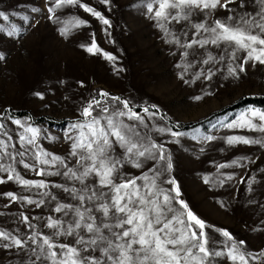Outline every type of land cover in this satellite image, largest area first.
I'll list each match as a JSON object with an SVG mask.
<instances>
[{
  "label": "rangeland",
  "instance_id": "1",
  "mask_svg": "<svg viewBox=\"0 0 264 264\" xmlns=\"http://www.w3.org/2000/svg\"><path fill=\"white\" fill-rule=\"evenodd\" d=\"M80 3L99 11L109 24L105 25L77 5L57 9L53 19H49L52 14L47 8L53 0H0V11L9 17L8 20L0 18V56L3 57L0 59V124H3L0 142L6 145L0 147V166L9 169L0 171L3 181L0 182V231L26 242L23 248H17L11 239L0 238V264H32L35 257L31 249L42 243L44 235L56 245L74 244L75 236L53 235L55 231H63L74 218L73 213L65 216L64 211L57 213L55 208L79 206L73 198L76 194L70 190L81 189L83 185L62 174H53L63 173L64 165L39 163L37 156L41 160L59 156L67 167L78 168L75 163L78 157L70 156L71 141L66 136H77L79 130L73 129L72 124L85 123L83 108L97 100L100 107L93 105L94 116L108 115L101 112L103 107H108L110 112L127 111L122 103L127 101L132 111L143 117V122L129 120L127 116L117 119L134 125L146 145L154 142L164 147L165 160H159L154 150L157 159L145 160L141 168H136L123 156V149L114 146L112 155L123 162L116 183L144 173L151 177L159 169L158 187L175 196L171 191L174 185L169 183L175 180L180 189L177 199L185 201L205 222L210 249L224 253L211 257V264H240L239 260L234 262L228 258L227 253L233 246L246 256L248 264H264V255H260L264 253V147L227 142L229 137H264V133L240 126L247 119L262 123L258 117H251L249 110L264 111V107L245 104L227 109L246 96L264 95V65L249 61L244 64L245 71L236 77L228 69H238L246 51L223 42L186 47L193 40L213 38L209 32L197 31L195 24L211 27L215 20L226 21L230 15L254 14L259 9L256 0H243V7L241 0H235L227 9L217 7L203 12L192 9L187 20L179 21L170 17L157 20L158 0H109L108 3L80 0ZM149 4L153 12H148ZM178 11L170 10L171 15ZM188 11L184 9L181 15ZM78 20L85 23L74 27ZM161 23L164 28L159 26ZM64 27L69 28L67 35L60 33ZM93 42L99 52L86 50ZM105 53L115 59L108 60ZM209 56L213 59L203 63ZM101 93L108 95L103 97ZM139 106L143 108L137 109ZM145 108L148 113L144 112ZM22 111L28 113L20 115ZM15 120L21 124H15ZM192 122L200 123L183 127ZM233 123L237 126L228 127ZM29 126L38 130L32 144H28L32 138L26 131ZM172 132L181 135L173 136ZM21 136L25 137L23 141ZM209 136L213 139L208 140ZM169 160L171 169L167 168ZM20 161L35 167L25 168ZM41 170L43 175L38 174ZM9 175L14 178L9 180ZM16 175L34 183L22 185L15 179ZM205 177L209 183L204 182ZM41 181L46 187L36 186ZM86 183L106 195L99 200L85 201L84 207L92 210L97 223L101 220L113 223L96 210L100 203L107 202L111 190L99 188L94 175ZM137 183L143 181L137 180ZM8 193L17 199L13 201ZM29 200L34 203L29 204ZM40 201L43 203L37 206ZM172 206L181 209L176 201ZM24 216L28 217L27 222ZM49 218L63 221V227H46ZM222 230L230 233L232 240L224 237ZM5 244L11 247H4Z\"/></svg>",
  "mask_w": 264,
  "mask_h": 264
},
{
  "label": "snow or ice",
  "instance_id": "2",
  "mask_svg": "<svg viewBox=\"0 0 264 264\" xmlns=\"http://www.w3.org/2000/svg\"><path fill=\"white\" fill-rule=\"evenodd\" d=\"M103 2L108 3L109 0H103ZM234 2L235 0H223V3H221V0H158L155 18L157 20H167L170 17L176 21L180 19L187 20L192 9L201 12L214 10L217 7L227 9ZM256 3L259 5V9L254 14L230 15L226 18V21L215 20L214 26L211 27L206 26L204 23L195 24L193 27L197 31L209 32L213 38L211 41L207 39L203 41L193 40L186 47L191 48L194 44L203 47L209 42L219 45L223 42L236 50L246 51L247 55L239 68L230 67L228 69L229 74L236 77L239 76V73L245 71L244 64L249 61L264 65V0H256ZM66 5H77L86 12L91 13L92 16L97 17L105 25L109 24V21L99 11L87 4L80 3V0H53L52 6L47 8V11L52 14L49 19H53L57 9ZM240 6L243 7V0H241ZM171 9L180 11L176 15H171ZM184 9L189 11L181 15ZM147 10L153 12L151 4L147 6ZM33 11H37V9H33ZM0 18L3 20L9 19L4 11H0ZM84 23L85 21L78 20L73 26L78 27ZM159 26L161 28L165 27L163 23ZM68 32V27L60 30L61 35H67ZM8 35H13V32H8ZM86 50L90 53L100 51L95 42ZM104 55L108 60L115 59L110 54L105 53ZM232 55L235 58V51ZM0 59H3V57L0 56ZM212 59L213 57L209 56L203 63L207 64ZM211 75L209 73L207 78L210 79ZM181 78H183L182 75ZM37 95L43 98L41 94L37 93ZM107 95V93H101L103 97ZM114 99L118 100L119 98ZM196 99L199 100L201 97H196ZM122 103L123 108L127 111L110 112L108 107H103L101 112L108 114L106 116L93 115V105L100 107V101L98 100L83 108L82 115L86 118V122L72 124L73 129L79 130L75 138L71 135L66 136L71 141L70 156L78 157L75 163L79 167L75 170L67 167L64 160L59 156H51V159L42 160L39 159V155L37 156L39 163L55 164L59 162L64 165L66 170L63 173L53 174H62L69 177L81 183L83 187L70 190L76 194L73 198L78 201L79 206L59 205L55 208L57 213L64 211L65 216L73 213L74 218L67 227L63 228V231H55L53 235L75 236L74 244L56 245L49 236L44 235L42 243L31 249L35 257L32 264H37V262L48 264L49 261L51 264H211V257L224 255L221 251L210 249V240L205 231V222L188 208L185 201L177 199L180 196V189L175 180L169 181L174 185L171 191L175 192V196L158 187L156 176L160 175L159 169L151 177L144 173L141 177L125 178L120 183H116V177L119 169L123 166V162L112 155L114 146L123 149V156H126L128 162H131L136 168H141L145 160H156L157 156L153 154L154 150L158 153L159 160L166 159L163 145H157L154 142L146 145L141 140L134 125L125 124L122 120L117 119V117L127 116L129 120L143 122V117L132 111L127 101ZM148 111L147 108L144 109L145 113H148ZM249 111L251 117H258L262 123H253L251 119H247L240 126H246L264 133V111L258 109H250ZM151 115H155V113H151ZM14 123L20 125L21 121L15 120ZM235 126H237L235 123L228 125V127ZM2 128L3 124H0V129ZM26 131L32 134V138L28 140V144H32L38 135V130L29 126ZM160 131H164V129H160ZM172 135L179 136L181 133L172 132ZM24 139L25 137H20L21 141ZM207 139L211 140L213 137L209 136ZM227 142L230 145L243 143L264 147V137L259 139L229 137ZM0 147H6V145L0 142ZM20 155H23V153H20ZM40 155L49 156L48 153ZM20 163H23L25 168L35 167L23 161H20ZM171 167L169 160L167 168L171 169ZM219 167L222 168L225 165ZM0 171L7 172L9 169L0 166ZM38 174L43 175V170ZM93 175L98 178L99 188L111 190L107 202L100 203L96 210L100 211L104 218L113 221V223H105L104 220L97 223V217L91 215L92 210L84 207L85 201L99 200L106 195L98 189L89 188L86 180ZM7 178L12 180L14 177L9 175ZM15 179L25 186L34 183L22 179L19 175H16ZM137 180H142L143 183L138 184ZM0 182L3 181L0 180ZM204 182L209 183L207 177L204 178ZM36 186L46 187L42 181ZM57 187L60 186L57 185ZM64 190L69 191L67 188ZM7 195L13 201L17 199L12 193ZM174 201L179 203L181 209L172 206ZM28 203L34 202L29 200ZM42 203L43 201H40L37 206ZM65 209L68 211H65ZM23 220L27 222L28 217L24 216ZM63 224V221L49 218L46 227L60 229ZM113 229H119V231ZM222 234L232 240L230 233L227 231L222 230ZM0 238L4 240L11 239L12 244L17 248H23L26 243L19 238L11 237L3 231H0ZM30 239L33 244H37L34 237H30ZM243 243V241H240V244ZM4 247H11V245L5 244ZM57 248L60 250L59 252L55 250ZM94 253H98V255ZM227 255L234 262L239 260L240 264H248L246 256L239 253L235 246L229 249ZM260 255H264V253ZM252 259H257V257L252 256Z\"/></svg>",
  "mask_w": 264,
  "mask_h": 264
},
{
  "label": "trees",
  "instance_id": "3",
  "mask_svg": "<svg viewBox=\"0 0 264 264\" xmlns=\"http://www.w3.org/2000/svg\"><path fill=\"white\" fill-rule=\"evenodd\" d=\"M245 104H253L255 106H260V107H264V95H250V96H246L242 99H240L239 101L235 102L233 105L229 106L227 109H232V108H237V107H240L242 105H245ZM143 107L142 106H139L137 109H142ZM162 117H165V114L162 110H159L157 108V110ZM225 110L223 111H219L218 113H222L224 112ZM28 112L27 111H22L20 112L19 114L20 115H26ZM216 113V114H218ZM169 123L178 128L177 126H175L176 124L172 121V120H169ZM200 122H192V123H187V124H183V127L185 128H188V127H193V126H196L198 125Z\"/></svg>",
  "mask_w": 264,
  "mask_h": 264
}]
</instances>
